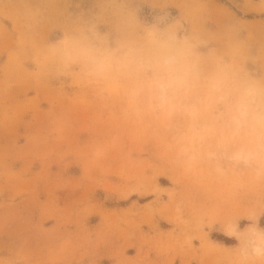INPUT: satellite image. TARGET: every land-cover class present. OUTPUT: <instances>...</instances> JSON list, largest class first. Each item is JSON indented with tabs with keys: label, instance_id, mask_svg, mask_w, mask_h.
<instances>
[{
	"label": "rangeland",
	"instance_id": "1",
	"mask_svg": "<svg viewBox=\"0 0 264 264\" xmlns=\"http://www.w3.org/2000/svg\"><path fill=\"white\" fill-rule=\"evenodd\" d=\"M254 230L264 0H0V264H264Z\"/></svg>",
	"mask_w": 264,
	"mask_h": 264
},
{
	"label": "bare ground",
	"instance_id": "2",
	"mask_svg": "<svg viewBox=\"0 0 264 264\" xmlns=\"http://www.w3.org/2000/svg\"><path fill=\"white\" fill-rule=\"evenodd\" d=\"M168 16H169V12H167V11L164 12L160 16V21L164 23L166 20H168ZM161 86H163V89H162ZM161 86H160V96H164L166 86L165 85H161ZM253 101H254V105H258L259 104L258 103V99H256V97L253 98ZM244 110H245V107H244V109L242 111V114H244V112H245ZM220 144L223 145L222 140H221ZM256 145L258 147L262 146L261 142H259V141L256 142ZM251 155H252V152L251 153L247 152L244 155V157H242V163L249 162V158H250ZM235 158H241L240 153H236L235 154ZM228 232L230 234H234L236 232L235 226H232V228L228 229ZM252 232H254L253 234H254V240H255V243L252 244V251L256 253V252L261 251V246L264 245V234H263V232L261 230H254ZM248 239H251V238L248 236Z\"/></svg>",
	"mask_w": 264,
	"mask_h": 264
},
{
	"label": "clouds",
	"instance_id": "3",
	"mask_svg": "<svg viewBox=\"0 0 264 264\" xmlns=\"http://www.w3.org/2000/svg\"><path fill=\"white\" fill-rule=\"evenodd\" d=\"M162 87V89H163V86H161Z\"/></svg>",
	"mask_w": 264,
	"mask_h": 264
}]
</instances>
